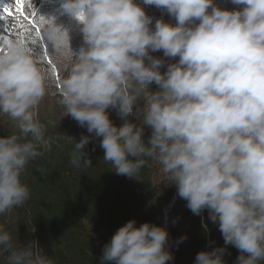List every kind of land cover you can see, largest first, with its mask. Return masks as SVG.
<instances>
[{
	"label": "clouds",
	"instance_id": "clouds-1",
	"mask_svg": "<svg viewBox=\"0 0 264 264\" xmlns=\"http://www.w3.org/2000/svg\"><path fill=\"white\" fill-rule=\"evenodd\" d=\"M143 2L166 9L177 26L156 20L152 31V19L133 0H63V11L82 25L84 46L78 51L71 48L69 29L54 17L37 15L38 31L28 41H4L0 116L12 121L15 131L0 138V214L30 198L21 176L55 143L46 138L40 105L46 96L58 97L65 115L103 137L104 161L117 175L137 177L154 161L194 214L209 210L225 244L242 253L238 264H259L264 261V0H232L242 11H222L213 0ZM41 43L50 48L47 60L36 53ZM149 49L178 56L179 62L162 75L163 62L150 57ZM152 83L160 91H150ZM138 104L143 107L134 112ZM109 108L116 109L122 126L110 122ZM137 114L140 125L129 120ZM48 125L55 126L51 120ZM145 125L153 129L147 144ZM88 143L89 137L74 142L73 167L91 166L82 151ZM134 225L129 221L118 229L102 259L166 264L172 258L165 250L167 232ZM4 254L7 264H52L37 242L17 245L0 227ZM223 254V248L200 252L196 264H223Z\"/></svg>",
	"mask_w": 264,
	"mask_h": 264
},
{
	"label": "trees",
	"instance_id": "trees-1",
	"mask_svg": "<svg viewBox=\"0 0 264 264\" xmlns=\"http://www.w3.org/2000/svg\"><path fill=\"white\" fill-rule=\"evenodd\" d=\"M139 1L144 5L143 0ZM60 4L42 5L37 15L59 8ZM213 5L222 11H242L244 7L233 4L232 0H213ZM146 6V9L141 8L151 9L146 15L153 22L163 20L166 15L163 8ZM18 20L16 18L13 26L21 23ZM7 21L1 22L7 24ZM23 24L17 29V35L29 40L32 27L27 21ZM13 26L8 29L10 37ZM161 51L149 49V56L163 62L159 68L163 75L170 65L178 64L179 57H166ZM156 52L160 56H156ZM149 89L160 91L155 83L150 84ZM51 99L58 101V97L51 96H46L44 101ZM45 103L40 105V121L47 127L46 138H55L52 151L30 161L21 176V183L30 190V198L11 213L0 214V227L12 236L15 244L37 242L52 264H116L102 259L104 248L120 227L135 221L137 228L148 223L167 232L165 250L172 258L166 264H196L200 252L220 248L224 249L223 264H238L242 253L233 245L225 244L218 223L210 219L209 210L194 214L188 202L178 195L177 186L164 177L160 165L148 160L137 177L117 175L111 163L104 161L103 137L89 133L86 125L80 126L70 115H65L58 102L54 109H46L44 105L49 106ZM136 107L143 105L135 106L134 112ZM106 114L113 126L123 125L116 110L109 108ZM49 120L55 126H49ZM129 120L140 125L142 116L137 114ZM12 125L6 116H0V138H7L15 131ZM152 131L150 126H144L145 144ZM67 137L75 143L89 137L82 151L91 160L90 167L75 168L70 164L75 145L68 142ZM128 159L135 160L131 156ZM0 264H7V254L0 255Z\"/></svg>",
	"mask_w": 264,
	"mask_h": 264
},
{
	"label": "rangeland",
	"instance_id": "rangeland-1",
	"mask_svg": "<svg viewBox=\"0 0 264 264\" xmlns=\"http://www.w3.org/2000/svg\"><path fill=\"white\" fill-rule=\"evenodd\" d=\"M45 1L46 0H31L32 8L31 9H27L26 8L24 15H21L16 10L15 0H3V6H7L12 11L13 14L11 16H9L7 13H5L3 11V6H0V16L2 14L8 20V21L6 20L7 24H4L0 20V51H2L4 49V41L5 40H8V39H23V40L28 41L25 38V36H22L20 38L19 35H17L18 34L17 33L18 32L17 29L19 28V26L24 25L23 21H25V22L27 21L28 25L32 27V31L33 32H31V35L29 36V37H31L35 33V31L33 30L31 12L35 11L36 14H38L39 6L42 3H44ZM133 1H134V3L136 5H138L140 7L145 6V9H146L147 6L145 4L144 5L140 4L139 0H133ZM50 3L51 4H59V3L62 4L63 0H52ZM141 3H143V1ZM61 4H60L59 8H53L51 11L45 12V13L40 14L38 16H44L45 18L54 17L56 24L63 25L65 28L69 29V34H70V37H71V40H70L71 48L74 51H78L81 46H84L83 45V36H82V33L80 32V28L82 27V25L78 24L75 19L71 18L67 13H65L63 11L62 7H61ZM149 11H151V9H147V11H144V12H145V14H148ZM210 11L211 10H209V12ZM25 17H27V19ZM16 18H19L18 21L21 22V23L18 26H13L16 23L15 22ZM161 21L166 23V24L168 22H170L171 26H173V27L177 26V21H176L175 17L171 16L167 12V10H166V15L163 17V20H161ZM198 24H199V21H196L193 26H196ZM11 26L15 27V29L11 32V34H10L11 37H10L8 29ZM37 26L39 27L38 24H37ZM149 27H150V29L152 31H154L155 30V21L153 22V20H152V24ZM49 51H50V48H48V46L44 45L43 43H41V45H38L36 47V53H38V55H40V56L47 55ZM161 54L164 55V53L162 51H161ZM156 56H160L159 52H156ZM156 59L158 60V57ZM149 63H150V61L147 58H145V64L148 65ZM158 70H160V69H158ZM56 75H57V78H58L59 74L57 73ZM42 102L45 103V101H42ZM45 104L49 106V108H47L44 105V107L46 109H54V108L57 107V102L54 99L49 100ZM112 109L116 110L114 108H112ZM59 111L60 110H58L57 112H59ZM61 116H63V114H61Z\"/></svg>",
	"mask_w": 264,
	"mask_h": 264
},
{
	"label": "snow or ice",
	"instance_id": "snow-or-ice-1",
	"mask_svg": "<svg viewBox=\"0 0 264 264\" xmlns=\"http://www.w3.org/2000/svg\"><path fill=\"white\" fill-rule=\"evenodd\" d=\"M15 5H16V10L21 14L24 15L25 9H31L32 8V2L31 0H15ZM0 6H3V0H0ZM3 11L7 13L9 16H11L13 13L12 11L7 7L3 6ZM31 17H32V24H33V30L35 32L38 31V26H37V14L35 11L31 12ZM4 17L0 16V20H2ZM27 19V17H25ZM45 59L47 60V55H45ZM48 64L51 66V61L48 60ZM54 70V69H53Z\"/></svg>",
	"mask_w": 264,
	"mask_h": 264
}]
</instances>
